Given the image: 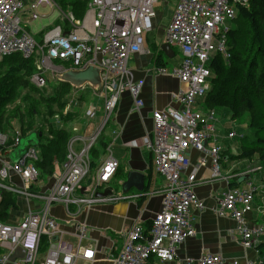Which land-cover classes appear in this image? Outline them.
<instances>
[{
  "label": "built area",
  "instance_id": "built-area-1",
  "mask_svg": "<svg viewBox=\"0 0 264 264\" xmlns=\"http://www.w3.org/2000/svg\"><path fill=\"white\" fill-rule=\"evenodd\" d=\"M157 2L89 0L82 18L77 19L73 13L63 12L55 0H0V61L12 54L33 58L35 69L30 82L38 88L44 87L47 79H53L56 73L87 67L98 69L102 81L99 90L89 88L93 98L101 104V119L96 120L95 125L89 123L95 119L98 105L86 111L84 124L90 133L69 138L61 169L52 174L55 181L53 187L39 196L43 199L44 207L39 211H28L17 224L0 221V248L6 249L5 253L0 254V264L7 261L15 247L25 251L20 261L22 264H77L79 260L91 262L94 259L91 247H74L63 239V231L58 229L56 221L48 214V206L60 202L68 212L69 204H73L79 211V208L86 210L90 204L108 199V196L96 194L103 185L109 184L118 169V162L111 154L98 165L94 182L89 188L83 186L81 189V183L89 170V151L115 110L120 94L129 92L135 110L143 106L139 97L142 82L132 81L127 61L132 54L143 52V37L154 27V5ZM246 4L247 0L177 1L165 27L164 42L178 48L180 61L173 67L154 64L152 72L176 78L185 86L172 94L180 108L168 106L162 111H152V129L141 138V144L152 155L153 172L164 179L161 208L154 214L148 233H144L138 224L131 226L112 259L113 264H144L152 256L161 261H172L176 258V246L194 235L191 208L201 210L204 206L193 190L199 182L196 174L193 170L186 173L190 166L188 151L195 150L210 158V181H226L220 166L222 149L216 145L215 110L193 109L192 106L210 89L212 73L207 67L210 54L219 53L225 59L229 58L225 48L228 24L235 17L237 6ZM38 7L57 9L63 25L57 23L42 27L44 33L39 40H35L25 24L46 16L38 14ZM16 132L13 144L21 136ZM226 137L242 139L244 134L231 130ZM5 142L6 135L0 133V144ZM109 146L106 149L110 153ZM36 159L35 148L29 147L18 162L8 165L1 161L0 179H5L12 171L19 175L22 185L20 188L4 184L0 187L26 199L34 197L29 185L38 177V170L33 165ZM205 160L199 158L196 168L203 165ZM259 169L258 166L249 167L246 173ZM258 189L251 181H246L244 188L229 187L213 209L218 216H228L236 222V231L244 248H255L264 234L262 225L248 227L244 219V214L252 210ZM76 190L81 195L74 196ZM85 232V226H77L79 240L85 237ZM43 238L46 239L47 248L40 257ZM197 262L237 264L234 260L226 261L220 255L207 253L202 254Z\"/></svg>",
  "mask_w": 264,
  "mask_h": 264
},
{
  "label": "crops",
  "instance_id": "crops-1",
  "mask_svg": "<svg viewBox=\"0 0 264 264\" xmlns=\"http://www.w3.org/2000/svg\"><path fill=\"white\" fill-rule=\"evenodd\" d=\"M153 24L154 30L143 37V52L132 54L127 61L129 71L144 72L139 92L143 106L139 110H135L131 95L128 92L120 94L117 106L112 113V121L115 128L112 131V137L105 142L110 145H108L110 150L108 155L111 154L117 160L119 166L116 174L110 179L109 184L103 185V189L100 192L108 190V186L112 182L115 183L117 181L121 186L128 171H136L143 174V190L137 191L131 187L126 193H122L121 188L115 183V189L113 188L112 194L107 195L108 199L106 201L92 204L86 211L85 208H79L78 211L77 207L69 204L67 212L64 205L60 202H53L48 206V214L56 221L58 229L63 231V239L74 247L77 245L80 247L89 246L93 249V261L79 260L77 264H113L112 259H114L121 248L131 226L138 224L144 233H148L154 214L161 208V191L164 187V179L153 172L152 155L141 144V138L152 129L151 112L153 110L160 111L168 106L174 109L180 108V104L174 102L172 94L177 93L178 90H183L185 86L176 78L152 73L155 59L160 57V53L154 51L153 46L164 42L166 27H159L156 19H154ZM180 57L181 55L172 65L166 67L178 65ZM92 97L91 94V103L84 107L83 110L80 106V102H83L82 98L71 91L65 111L75 113V117L67 120L62 128L69 130L72 135L86 136L90 133V130H87L84 124L86 111L92 106L98 105L96 106L97 112L94 120L99 121L101 119V104L97 103L96 100H92ZM82 114L84 119L81 118ZM79 121H82L80 123L81 127L74 125L75 122ZM68 122L71 123V127L67 126ZM57 125L60 127L58 123ZM117 130L118 133H116ZM16 131L19 132V129H15L14 134ZM23 138H26L27 142L21 145ZM36 140L35 134L32 133L21 137L19 145H17L18 143L16 145L12 143L6 152L0 154V166L1 161L8 165L20 161L26 150L29 147H33L31 145ZM216 145L221 147L223 159L229 158L233 160L236 158L237 154H232L223 149L218 138ZM16 147L19 148L18 151L10 158L8 156L9 150ZM107 156L101 159L100 162L106 159ZM187 156L190 160V166L186 173L193 170L196 174L199 182L194 186L193 190L204 206L201 210L191 208L194 235L186 238L176 246V258L174 260L161 261L152 256L144 264H198V258L206 253L220 255L226 261L234 260L237 264H264V234L259 238L255 248H244L236 231V222L228 216H218L213 211L222 193L229 187L233 185L235 187H244L246 186V181L253 182L252 179H257V176L250 173L248 180L236 184L234 183L236 178L232 180L230 175H226V181L224 179L210 181V158H206L204 154L195 150L188 151ZM199 158L206 160L203 165L196 168ZM241 166L243 168L238 171L239 174L246 173L248 166ZM256 166H260V164L258 163ZM55 171H59L58 167L55 168ZM256 171L259 174V182L253 183L258 186L259 190L256 192L252 210L244 214L248 227L254 225H262L264 227V181L262 180L261 171ZM182 175L184 176V172ZM87 176L88 173L83 180ZM0 180L2 181L0 185L4 184L16 188H20L22 185L19 175L12 171L8 172V176L5 179ZM54 183L52 176L44 179L39 178L32 182L29 185V189L35 196L29 199L20 195L17 196L16 207L9 211L4 223L17 224L23 220L28 211H39L43 208L45 204L39 196L50 190ZM83 186L87 185L81 183V189H83ZM79 195H81V192L76 190L74 196ZM79 225L86 227L85 237L81 240L77 237V226ZM0 249V254L5 253L6 249ZM44 252L45 250L39 249V256L41 257ZM15 256L18 255L15 254ZM23 257H17L13 262L7 260L4 264H22L20 261ZM37 264L40 263L38 262Z\"/></svg>",
  "mask_w": 264,
  "mask_h": 264
},
{
  "label": "trees",
  "instance_id": "trees-1",
  "mask_svg": "<svg viewBox=\"0 0 264 264\" xmlns=\"http://www.w3.org/2000/svg\"><path fill=\"white\" fill-rule=\"evenodd\" d=\"M88 2L89 0H70L66 3L70 4L73 15L80 16ZM158 47L159 44H155L153 50L160 53ZM225 48L228 59L221 54L212 53L213 57L207 60L212 77L210 89L200 98L202 108H223L230 113L232 119L244 112L248 114L247 126L260 135H256L255 145L241 147L235 157L251 158L256 155L264 181V0H247L246 5L237 6L236 15L226 33ZM159 60L157 57L154 63L161 65ZM34 69V59L24 58L20 54H12L0 61V133L7 138L4 144H0V154L11 147L16 123L21 137L34 133L37 140L32 146L37 159L33 161V165L38 170V180L52 176L56 167L61 169L66 144L73 135L57 123L64 125L67 120L75 117V113L65 111L68 96L73 91L71 86L48 78L44 87H35L30 82ZM53 81L55 83L51 85ZM15 96L21 103L8 107L7 104ZM101 145L106 144L101 141ZM89 153L93 158H90L88 174L93 175L98 168L94 159L98 156V151L93 146ZM92 168L94 171L90 173ZM17 196L19 195L16 193L0 188L1 222L16 207ZM40 247L42 251L46 250L45 238Z\"/></svg>",
  "mask_w": 264,
  "mask_h": 264
},
{
  "label": "rangeland",
  "instance_id": "rangeland-1",
  "mask_svg": "<svg viewBox=\"0 0 264 264\" xmlns=\"http://www.w3.org/2000/svg\"><path fill=\"white\" fill-rule=\"evenodd\" d=\"M55 1L61 7L63 12H65V13L70 12L71 6L69 3H66V2H69L70 0H55ZM177 1L178 0H158V2L154 5V10H155V14H156L155 19L157 20L159 27L164 28L169 23ZM86 7H85V10H86ZM37 12H38V14H46V16H44V17L40 16L37 19L29 21L28 24H25V27H26L28 33L35 40H39L41 38L42 34L44 33L45 29H42V27L47 26V25H49L48 27H51L57 23H61L63 25V21L61 18H59V14H58L59 11L57 9H49L48 7H38ZM83 14H81L80 16H75V15L74 16L77 19H81ZM22 25H24V23H22ZM228 25L230 26V23ZM152 30H154V27ZM213 43L216 44L215 41H213ZM171 49H172V51L175 52L174 56H172V57H167L163 53V51L160 50V57H159L160 60L159 61H161V63H164L166 66L172 65V63L175 62L177 60V58L180 56V52H179L178 48H176V47L172 48L171 47ZM212 57H213V55L211 53L210 58H212ZM34 68H35V61H34ZM54 83H55V81H53L51 85H53ZM73 92L77 96L82 98L83 102H80V106L84 110V107H86L87 105H89L91 103V90L89 89L88 86H83L82 88L74 89ZM124 92H128V91H124ZM92 100L95 101L94 98ZM11 102L7 104L8 107L14 106L16 104H20L21 100L17 96H15ZM96 102L98 103L97 100H96ZM196 102H197V104H194L192 106L193 109L202 108L201 99L200 98L196 99ZM214 110H215V119H216V121L214 122V125L216 128L218 141L224 150H227L228 152L236 155L240 152L241 147H251L257 143V136L256 135H260V134L257 133V131H255V130H253L247 126L248 114L246 112H244L241 116L232 119L230 113L227 110H225L223 108H217ZM112 116L113 115H111L108 123L106 124V126L102 130V132L99 136V139L94 144L95 149H97V151H98V156L94 159L98 163V165L100 164V160L105 158L109 153L108 150L106 149V147L109 144L107 145L105 142H107L108 139H110L112 137V131L115 128L113 121H112ZM81 118L84 119L83 114L81 115ZM84 121H85V119H84ZM81 122L82 121L75 122L74 125L81 127V124H80ZM89 123L90 124L92 123L95 125L96 120H91V121H89ZM53 125H55V124H53ZM16 126L18 127L17 123H16ZM67 126L71 127L72 125L70 122H68ZM17 127L15 129H18ZM231 130L243 133L244 138H242V139H240V138L228 139L225 135ZM15 133H17V132H15ZM116 133H118V130ZM6 141H7V138H6ZM101 141H103L106 145L102 146ZM26 142H27L26 138H23L21 140V145L26 144ZM18 149L19 148L16 147L14 149L9 150L8 156L10 158H12V156L16 154ZM198 153H200V152H198ZM89 156H90V153H89ZM90 158H93V157L90 156ZM258 163H259V161L256 158V155L252 156L251 158H247V157L246 158H235L233 160H231L229 158L222 159L220 162L221 173L223 175L225 173V175H230V176L236 175L239 173L238 171L243 168L241 165L248 166V168H249V167H255ZM226 170H228V171H226ZM93 171H94V169L92 168L90 173H93ZM226 172H228V173H226ZM252 173L257 176V179L253 178L252 181L253 182H259L258 172L254 171ZM231 179L234 180L235 178H231ZM93 182H94V174L93 175L88 174L86 179L82 181V183L86 184L88 188L93 184ZM115 183H116V185H118L120 187L119 182L116 181ZM115 183L112 182L109 186H111L115 189V187H114ZM240 187L244 188L242 186H240ZM102 189L103 188L101 187V190ZM102 192H104V191H102ZM102 192H99V193H102ZM92 204H96V203H92ZM92 204H90L86 208V210L89 207H91Z\"/></svg>",
  "mask_w": 264,
  "mask_h": 264
},
{
  "label": "water",
  "instance_id": "water-1",
  "mask_svg": "<svg viewBox=\"0 0 264 264\" xmlns=\"http://www.w3.org/2000/svg\"><path fill=\"white\" fill-rule=\"evenodd\" d=\"M159 48L167 57L174 56V52L166 42H162L161 44H159ZM129 72L132 81H141V79L144 77V72L142 71L130 70ZM54 79L59 82L68 83L73 89H79L82 88L84 84H88L90 89L98 90L102 84L99 70L91 67H87L83 70H69L63 73H56L54 75ZM20 138L17 142L18 144L16 143L17 145L20 144ZM249 178L250 176L247 174L238 176L236 182L241 183L242 181L248 180ZM131 187L135 188L137 191L143 190L142 173L136 171H128L126 173L125 180L121 183L120 186L121 192L126 193ZM112 191L113 187H109L108 190H105L102 193L97 192L96 196H107L109 194H112ZM12 254L7 258L8 261L13 262L17 257H23L25 255V251L20 247H16L13 250ZM15 254H17L18 256H15Z\"/></svg>",
  "mask_w": 264,
  "mask_h": 264
},
{
  "label": "bare ground",
  "instance_id": "bare-ground-1",
  "mask_svg": "<svg viewBox=\"0 0 264 264\" xmlns=\"http://www.w3.org/2000/svg\"><path fill=\"white\" fill-rule=\"evenodd\" d=\"M230 23H231V22H230ZM231 25H232V24H231ZM107 123H108V121H107ZM247 171H248V170H247ZM259 172H260V171H259ZM238 176H242V174H240V175H238ZM15 248H16V247H15ZM15 248H14V249H15Z\"/></svg>",
  "mask_w": 264,
  "mask_h": 264
},
{
  "label": "clouds",
  "instance_id": "clouds-1",
  "mask_svg": "<svg viewBox=\"0 0 264 264\" xmlns=\"http://www.w3.org/2000/svg\"><path fill=\"white\" fill-rule=\"evenodd\" d=\"M158 49H160L159 47H158ZM258 167H260V166H258ZM259 171H260V169H259ZM1 188V187H0Z\"/></svg>",
  "mask_w": 264,
  "mask_h": 264
}]
</instances>
